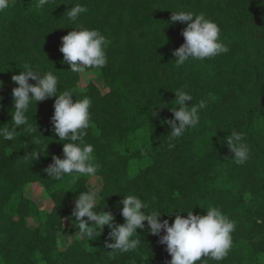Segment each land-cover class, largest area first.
Here are the masks:
<instances>
[{"label":"trees","instance_id":"obj_1","mask_svg":"<svg viewBox=\"0 0 264 264\" xmlns=\"http://www.w3.org/2000/svg\"><path fill=\"white\" fill-rule=\"evenodd\" d=\"M75 4L88 11L72 22L65 13ZM36 5L37 0H10L0 13V126L13 127L12 89L17 85L12 76L25 64L41 73L52 71L60 92L71 90L73 100L91 98V127L84 142L94 145L100 169L95 177L81 176L75 183L68 176L59 181L48 177L44 169L52 157L63 158L64 141L51 123L55 97L31 104L26 116L37 131L21 126L14 140L0 137V260L168 264L166 245L145 229H137L140 246L129 252L106 247L114 242L107 226L91 240L79 235L71 216L75 199L97 179V209L111 212L117 224L124 223L119 202L130 193L169 224L191 210L206 215L207 207L220 208L236 224L233 248L220 262L202 259L206 264H261L264 0H50L43 10ZM181 10L203 13L217 23L229 51L176 68L172 53L184 43L186 24L169 21L172 11ZM78 25L97 29L110 41L107 65L86 69L92 76L84 84L81 73L62 63L59 51L61 37ZM177 89L191 93L189 107L200 100L207 106L199 112L197 127L171 141L166 121L173 118ZM233 131L242 134L250 149L243 165L235 163L225 142ZM33 184L50 200L48 207L27 195Z\"/></svg>","mask_w":264,"mask_h":264},{"label":"clouds","instance_id":"obj_2","mask_svg":"<svg viewBox=\"0 0 264 264\" xmlns=\"http://www.w3.org/2000/svg\"><path fill=\"white\" fill-rule=\"evenodd\" d=\"M49 3L50 0H37L36 6L43 10ZM9 4L10 0H0V13L8 9ZM87 11L85 6L75 4L65 14L70 21L76 22L80 15ZM169 22L186 24L181 32L184 43L172 53L176 68L192 60L203 61L229 51L220 40L219 25L203 13L172 11ZM109 44L110 41L99 30L78 25L61 37L59 51L63 54L62 63L68 64L72 72L78 73H84L86 69H102L108 62L106 48ZM23 69L11 78L17 85L12 89L13 127L9 129L0 126V137L8 141L14 140L16 129L21 126H25L29 132L37 131L28 124L26 113L29 106L55 97L51 123L54 126V134L60 141H64L63 158L53 156V162L44 171L48 177L57 181L65 176L71 177L73 183L81 176L95 177L100 165L96 162L94 145L84 142V137L88 134L87 130L91 127V98L83 96L73 100L74 95L71 90L60 92V81L52 71L41 73L29 64H25ZM30 79L35 83H29ZM174 92L176 106L170 108L173 118L166 121L170 126L171 141L177 140L188 130L197 127L200 122L199 112L207 106L205 100H200L198 104L189 107L190 104L187 102L193 101L191 93L183 89ZM96 134L99 135L98 130ZM225 142L230 152L234 154L235 163L245 164L249 159L250 149L243 142L242 134L233 131ZM99 199L97 187L91 186L83 190L75 199L71 216L78 222L75 227H78L79 235L86 236L89 240L100 236L107 226L110 229L108 236L114 242H106V247L113 251L136 250L141 243L137 229H145L159 237V243L166 245V251L171 256L168 264H197L198 261L206 264V259H202V256L220 262L233 248L236 224L218 207H207L206 215L188 211L186 217L177 215L169 224L167 219L162 221L159 219L162 215L159 211L147 212L146 209L150 205L140 196L130 193L123 195V199L119 202L123 205L119 210L124 223L117 224L111 212L105 211L104 208L97 209ZM162 230L163 235H161ZM0 264H4V261L0 260Z\"/></svg>","mask_w":264,"mask_h":264},{"label":"rangeland","instance_id":"obj_3","mask_svg":"<svg viewBox=\"0 0 264 264\" xmlns=\"http://www.w3.org/2000/svg\"><path fill=\"white\" fill-rule=\"evenodd\" d=\"M90 76H92V74H89V72L85 71L84 73H81V77H82L81 83L84 84ZM89 185L90 187L95 186L98 188L99 181L97 179H91ZM26 193L27 195L35 199L41 206L46 208L50 205V200L48 199L47 196H45L44 191L39 185L33 184L31 186H28V188L26 189ZM263 262H264V256H260V263L262 264Z\"/></svg>","mask_w":264,"mask_h":264}]
</instances>
